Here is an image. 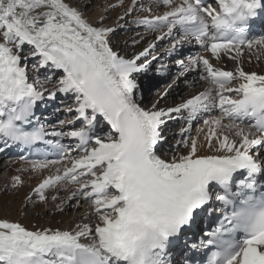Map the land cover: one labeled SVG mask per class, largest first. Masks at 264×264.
<instances>
[{
	"label": "snow or ice",
	"instance_id": "6c2138e0",
	"mask_svg": "<svg viewBox=\"0 0 264 264\" xmlns=\"http://www.w3.org/2000/svg\"><path fill=\"white\" fill-rule=\"evenodd\" d=\"M153 5L165 11L153 14ZM91 6L92 0H0V141L5 147L32 146L46 135L77 141L57 140L58 160L30 161L32 172L60 165L32 192L43 202L46 189L75 185L57 210L71 200L79 207L83 199L91 206L85 218L95 216L74 230H30L0 218V264H181L185 248L203 251L206 259L195 264H264V74L241 66L245 50H255L257 60L264 55V35L248 36L264 18V0H152L147 6L131 0L116 26L146 12L131 23L159 33L131 56L114 48L116 26L105 24V15L89 19ZM115 7L123 0L102 11ZM164 39L171 41L169 55L185 43L200 46L205 54L176 65L179 76L199 71L206 87L160 107L165 90L144 106L137 77L157 60L153 52ZM224 57L236 62L234 70L212 62ZM30 59L37 62L34 77ZM156 71L165 75L168 68ZM58 93L72 97L64 111L76 116L67 121L69 131L49 133L37 126L34 110ZM185 112L189 127L181 129L176 151L159 154L167 122ZM199 119L203 141L184 135ZM22 184L12 177L13 188ZM205 212L218 213L216 226L189 244L186 233ZM183 264L193 261L183 256Z\"/></svg>",
	"mask_w": 264,
	"mask_h": 264
},
{
	"label": "bare ground",
	"instance_id": "6f19581e",
	"mask_svg": "<svg viewBox=\"0 0 264 264\" xmlns=\"http://www.w3.org/2000/svg\"><path fill=\"white\" fill-rule=\"evenodd\" d=\"M81 3H84L85 0H80ZM100 3L97 4L95 7H92L88 10L89 19L93 21H97L99 19L100 15H105L106 19L104 21L105 24L109 26H116V20L117 17L126 10L128 6L131 4V0H123V7H115L112 9H109L106 13L102 11L104 7H106L107 4H119L120 0H107L103 1L100 0ZM140 3L147 6L149 3L152 2V0H139ZM165 11V8L163 6L156 7L153 5V14H162ZM146 12H135L131 16L125 17V20L119 21L124 24L126 28H131L130 26L131 21L135 18L137 15H147ZM120 24V23H119ZM135 29L133 33H131V38L128 39L129 35L124 36L122 41L118 39H112L113 46L116 47V49L123 50L124 48H127L128 46H131V51L128 53H123L121 51V54H126L128 56H131L134 52H138L145 47L148 42L154 40L155 36L152 33H146L145 29L141 26H138L134 24L132 27ZM166 30V29H165ZM155 35H159V33H156ZM114 36V35H113ZM141 36H144L145 38L141 40ZM134 40H139L140 43L133 45ZM171 41L169 39H164L163 41H159L156 43L155 51L153 52L154 55H156L158 58L156 61H154L149 68V70L146 73H141L138 75L137 80L138 83L141 86V91L143 92L146 87L149 86L148 82L150 80H154V77L157 73L156 69L160 65H166L168 68L167 74L171 73V79L174 81L179 82L177 90L174 92V94L181 91L179 94H181V97L177 99L174 102H171L169 104H164L165 100L163 99L162 102H160V107H166V106H175L179 103H181L183 100L187 99L190 95H194L197 91H202L204 87H206L205 82L199 80L200 72L199 71H192L185 73L184 76H179V72L182 71L178 66L176 65L177 60H184L185 63L188 62V58L190 56H195L197 54H205L203 53V50H196L194 53L192 51H183L181 52L180 47L178 48L177 53L179 55V58H173L168 55V53L165 51L166 48L170 45ZM184 46L186 47H194V44H188L185 43ZM118 49V50H119ZM251 57V60L249 58ZM172 58V59H171ZM217 67H221L225 70H234L236 68V62L228 59L227 57H224L222 61L217 62L215 60L212 61ZM37 63V62H36ZM243 69L248 72L255 71L258 74H264V55L261 56L259 60L256 59V53L255 50L253 52H248L245 50V54L242 57V65ZM42 69H40L41 77H43ZM158 74V73H157ZM30 77H34L35 74L29 73ZM57 76L59 73L56 74ZM160 75V74H159ZM159 79H157V82ZM51 87V85H49ZM164 88H162V91ZM161 91V92H162ZM58 95H62L59 94ZM159 96V94H157ZM158 96L155 98L157 99ZM69 99L66 102L62 101L59 103L58 106L55 107V117L54 122L49 124V128L51 131H69L72 126L71 124H68L67 121L70 119H74L76 114L73 113H67L64 111V109L73 104V99L69 95L67 96ZM72 101V102H71ZM44 102V101H42ZM70 102L72 104H70ZM46 106V105H44ZM144 106H151V104H146ZM214 115H221L219 110L214 111ZM187 113H183L181 116L177 117L174 120H169L164 128V134L167 136V142L162 144V151L160 148L159 154L163 155L166 150L168 149L167 153L169 156L176 151L177 144L176 142L178 140L182 139L181 136V129L189 127L187 121H186ZM49 119H53V116H50ZM60 120H64L66 123L61 126L59 124ZM203 120L199 119L197 121H194L190 128H193V133L196 132L195 136L199 135V139L203 141V134L198 133V129L203 127ZM200 122H202L200 124ZM195 123V124H194ZM224 123H228L227 120L224 121ZM48 128V129H49ZM50 131V132H51ZM170 131V132H168ZM185 136L188 135L187 133H184ZM180 151L184 152L185 150L183 147H180ZM201 154H207L205 152H202ZM18 166H30V164H24L20 162L13 161L9 158L3 157L0 155V172H6L9 176H20L23 179V185H26L29 187L27 189L26 193H21L19 190H14L13 197L9 198L8 200L4 199L2 195V190L5 191L7 185H4V183L0 184V218H6L11 221H19L20 223L24 224L26 227L31 229H39L43 227H50V228H59L62 230H74L77 224L80 223H90L95 221V216L91 215L88 218H85L86 213H91V206L88 201H85L83 199L80 200V206H76V200L68 201L66 204L62 205L63 211L57 210V205L61 204V201L64 200L69 194L71 189H74L73 185L68 184L66 185V188L62 187L60 190H57L56 188H49L45 190V196L47 197L46 205H44V209H48V211H44L41 216H43L42 219L38 218L35 219L33 216H31L29 213L24 211V205L25 203H32V200L39 199L38 195L32 192V190L49 174H55L56 168L60 167V165H53L50 166L48 169L43 171H37L32 172L30 169L20 171L17 169ZM70 166V164L68 165ZM27 194V195H22ZM19 195H22L19 197ZM31 196V200L26 202V197ZM56 196L57 199L53 200L52 197ZM66 207L72 208L71 213L69 216L64 217L63 212L66 209Z\"/></svg>",
	"mask_w": 264,
	"mask_h": 264
},
{
	"label": "rangeland",
	"instance_id": "374dc122",
	"mask_svg": "<svg viewBox=\"0 0 264 264\" xmlns=\"http://www.w3.org/2000/svg\"><path fill=\"white\" fill-rule=\"evenodd\" d=\"M99 1L100 0H92L91 8L95 7L97 4H99L100 3ZM103 1H107V0H103ZM109 1H111V0H109ZM119 23L121 25H124V24H122V22H119ZM130 26L133 27L134 24L131 23ZM125 27H126L125 25L123 27L116 26V32H115L114 36H112L114 38H112V37L111 38L112 39H118V40L122 41L124 36H126V35L128 36L129 35L128 39H130L131 38V33H133V31L135 29H133L132 27L125 29ZM152 34L153 35H151V36H155L156 33H152ZM114 48H116V47H114ZM131 50H132L131 46H128L127 48H124L123 50H121V48H120L118 51H120V52L122 51L123 53H128ZM35 67H36V60L30 59L29 62H28L29 73L33 72L35 74ZM45 73H46V71L43 72V74H45ZM47 74L51 75L52 73H51V71H47ZM156 75H157V73H156ZM156 78L157 77H154V80H150L148 82L149 86L146 87V89L143 92L141 91L143 93V104L144 105L152 104L156 100L155 98L158 96L157 94L160 95L165 90L168 91V94L164 98V100H165L164 104H169L171 102H174V101H176L177 99H179L181 97V94H179L181 91H179L177 94L176 93L174 94V92L178 88L177 86H178L179 82L175 81V83H173V80L171 79V73L168 74L164 78V80H159L157 82ZM169 85H172V87L169 88ZM162 88H164L163 91H162ZM202 122H200V124ZM193 128L194 127L190 128V131L188 132V135H191V136L194 137L196 132L193 133V131H194ZM168 132H170V131H168ZM167 151H168V149L166 150V152ZM13 161H15V160H13ZM17 169L20 170V171H24V170L30 169V166H18ZM1 183L2 184L4 183V185H7V187H6L7 190H5V191L2 190V195H3L4 199H6V200H8L9 198L13 197L12 194H14V190H19L21 193H26L27 192L26 190L29 189V187H27L26 185H23V184L18 186V187H16V188H13L12 187V177L9 176L6 172H2V171L0 172V184ZM73 187H75V186H73ZM22 195H27V194H22ZM22 195H19V197H21ZM32 201H33L32 203H28L27 204V207H24V211L29 213L35 219H38V218L42 219L43 216H41V215L43 214V212L44 211H48V209H44V205H46V201L42 202L39 199H37L35 201L32 200ZM71 211H72V208H70V207L67 208L66 207V209L63 212L64 213L63 216L64 217L69 216Z\"/></svg>",
	"mask_w": 264,
	"mask_h": 264
}]
</instances>
